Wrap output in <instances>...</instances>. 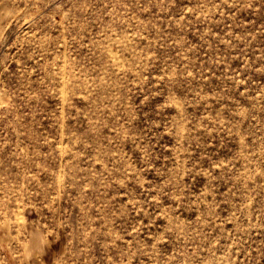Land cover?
I'll return each mask as SVG.
<instances>
[{"label":"rangeland","instance_id":"374dc122","mask_svg":"<svg viewBox=\"0 0 264 264\" xmlns=\"http://www.w3.org/2000/svg\"><path fill=\"white\" fill-rule=\"evenodd\" d=\"M0 264H264V0H0Z\"/></svg>","mask_w":264,"mask_h":264},{"label":"crops","instance_id":"0c3cea01","mask_svg":"<svg viewBox=\"0 0 264 264\" xmlns=\"http://www.w3.org/2000/svg\"><path fill=\"white\" fill-rule=\"evenodd\" d=\"M35 234H39V233H35ZM33 244V243H32Z\"/></svg>","mask_w":264,"mask_h":264}]
</instances>
